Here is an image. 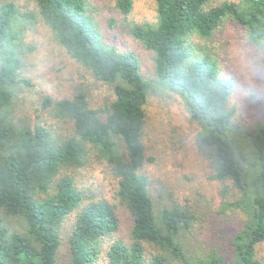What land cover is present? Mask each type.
<instances>
[{"label": "trees", "instance_id": "obj_1", "mask_svg": "<svg viewBox=\"0 0 264 264\" xmlns=\"http://www.w3.org/2000/svg\"><path fill=\"white\" fill-rule=\"evenodd\" d=\"M156 20L132 23L130 34L153 53L159 88L176 94L190 122L198 125L196 143L211 168L212 179L230 182L237 197H223L219 212L240 210L245 219L231 239L228 264H264L255 247L264 241V120L250 136L256 176L247 184L243 155L228 136L238 130L226 100L232 80L220 76L218 61L208 54L191 55L187 36L212 37L225 21L246 32L247 41L264 51V0H153ZM43 22L66 53L98 81L112 85V99L91 107L84 92L54 102L55 114L71 122L72 134L53 137L44 125L15 128L0 119V212L14 216L22 230H11L0 214V264H56L58 227L75 212L67 243L72 264H93L100 243L119 225L123 208L130 218L125 239H114L105 251L107 264H191L177 239L197 216L178 205L155 212V199L144 142L147 102L152 82L145 79L131 51H116L100 40L86 14L85 0H33ZM127 14L132 0H115ZM15 8L0 3V110L14 96L17 81ZM48 103L46 99L44 105ZM93 151L101 172L110 179L111 194L82 205L83 195L65 176L53 177L61 166L78 167ZM110 187V188H111ZM44 193V196H39ZM154 248H157L155 250ZM214 251L195 264H222Z\"/></svg>", "mask_w": 264, "mask_h": 264}, {"label": "rangeland", "instance_id": "obj_2", "mask_svg": "<svg viewBox=\"0 0 264 264\" xmlns=\"http://www.w3.org/2000/svg\"><path fill=\"white\" fill-rule=\"evenodd\" d=\"M222 1L213 0L215 4ZM3 2H11L16 11L12 30L16 33L14 49L18 64L17 81L12 87L14 96L11 103L0 110V119L16 129L44 125L53 137L66 138L72 134L71 122L57 117L54 102L82 91L91 107H99L111 101L112 85L96 80L66 53L39 16L33 0H0ZM85 6L99 40L116 51L135 53L142 76L152 82L146 106L144 142L147 156L153 158L147 167L155 212L158 214L163 207L178 205L194 213L196 222L177 239L189 262L195 264L198 256L214 251L223 258L222 264H228L232 236L239 230L245 214L230 209L220 213L219 205L223 197L232 200L237 193L230 182L211 178L212 168L196 143L198 125L190 122L176 94L155 86L153 53L129 32L132 23L156 20L154 1L132 0V9L127 14L117 9L115 0H85ZM245 32L231 21H225L208 40L193 32L187 36V41L194 58L208 54L218 61L220 76L232 80L226 108L238 130H229L228 136L235 150L243 155L247 184L252 190L256 159L250 136L264 120V51L250 44ZM46 99L48 103L44 105ZM65 176L72 178L82 193V205L111 194L110 179L102 174L93 151L87 152L78 167L61 166L48 193L54 192L56 180ZM44 195L39 193V196ZM0 214L11 230H22L14 216ZM74 216L75 212L68 214L58 227L56 264H72L67 238ZM118 217V229L103 238L102 251L93 264H107L105 251L111 242L118 238L126 240L130 218L123 208ZM255 256L264 260V241L256 245Z\"/></svg>", "mask_w": 264, "mask_h": 264}]
</instances>
